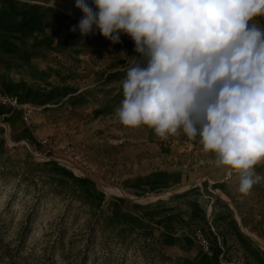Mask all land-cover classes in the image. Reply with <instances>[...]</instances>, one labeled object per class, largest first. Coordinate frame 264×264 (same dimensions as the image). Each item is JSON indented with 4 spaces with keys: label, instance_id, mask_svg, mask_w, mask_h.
I'll use <instances>...</instances> for the list:
<instances>
[{
    "label": "rangeland",
    "instance_id": "rangeland-1",
    "mask_svg": "<svg viewBox=\"0 0 264 264\" xmlns=\"http://www.w3.org/2000/svg\"><path fill=\"white\" fill-rule=\"evenodd\" d=\"M82 16L75 0H0V92L32 112L25 126L0 103V264H264V183L241 193L198 139L124 125L140 56L127 35L70 31ZM209 223L216 258L193 240Z\"/></svg>",
    "mask_w": 264,
    "mask_h": 264
},
{
    "label": "clouds",
    "instance_id": "clouds-1",
    "mask_svg": "<svg viewBox=\"0 0 264 264\" xmlns=\"http://www.w3.org/2000/svg\"><path fill=\"white\" fill-rule=\"evenodd\" d=\"M70 31L113 44L133 40L115 114L164 136L198 139L241 173L238 190L264 183V0H75ZM82 43V42H81ZM79 47V46H78Z\"/></svg>",
    "mask_w": 264,
    "mask_h": 264
},
{
    "label": "built area",
    "instance_id": "built-area-1",
    "mask_svg": "<svg viewBox=\"0 0 264 264\" xmlns=\"http://www.w3.org/2000/svg\"><path fill=\"white\" fill-rule=\"evenodd\" d=\"M0 103L8 106L12 110L21 109V119L23 124L25 126L30 125V118L32 114L31 109L28 107H21L16 96L0 94ZM209 227L210 228L208 229V227H204L201 225L196 226L193 232V240L204 254H206L210 258H216V249H221V252H223L219 235L220 229H215V227L211 223H209ZM208 231H210L213 236H215V244H213L211 234Z\"/></svg>",
    "mask_w": 264,
    "mask_h": 264
},
{
    "label": "crops",
    "instance_id": "crops-1",
    "mask_svg": "<svg viewBox=\"0 0 264 264\" xmlns=\"http://www.w3.org/2000/svg\"><path fill=\"white\" fill-rule=\"evenodd\" d=\"M2 92H0V94H1ZM3 94H5V93H3ZM7 95V94H6ZM11 96H15V95H11ZM18 98V97H17ZM19 101V100H18ZM7 109H10L8 106H5ZM13 112V110L11 109V110H9V112H8V114H7V116H10L11 115V113ZM5 115V114H4ZM10 122H12V124L13 125H15V121H14V116H12V119H11V121ZM177 220H172L171 222H169V225H168V229L169 230H174L175 229V225L177 224ZM182 241H177V242H175V244L177 245V246H180V244L182 245V243H181ZM194 256H196V255H194ZM188 261H193V259H192V257H189L188 258Z\"/></svg>",
    "mask_w": 264,
    "mask_h": 264
},
{
    "label": "bare ground",
    "instance_id": "bare-ground-1",
    "mask_svg": "<svg viewBox=\"0 0 264 264\" xmlns=\"http://www.w3.org/2000/svg\"><path fill=\"white\" fill-rule=\"evenodd\" d=\"M75 154H76V158H79V157H78V153H75ZM166 193H169V192H166ZM166 193H164V194H166Z\"/></svg>",
    "mask_w": 264,
    "mask_h": 264
}]
</instances>
